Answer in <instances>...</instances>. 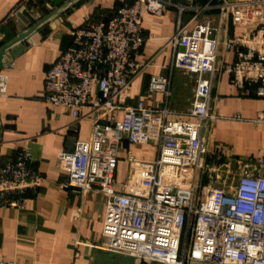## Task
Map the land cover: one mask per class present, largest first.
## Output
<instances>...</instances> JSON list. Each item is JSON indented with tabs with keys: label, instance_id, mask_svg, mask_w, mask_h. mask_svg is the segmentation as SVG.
Returning a JSON list of instances; mask_svg holds the SVG:
<instances>
[{
	"label": "built area",
	"instance_id": "1",
	"mask_svg": "<svg viewBox=\"0 0 264 264\" xmlns=\"http://www.w3.org/2000/svg\"><path fill=\"white\" fill-rule=\"evenodd\" d=\"M184 1L124 2L112 16L88 20L72 30L71 45L46 73L43 100L77 121L86 108L102 114L92 124L89 141L76 142L72 152L58 156L66 174L61 188L81 197L96 190L108 198L99 246L105 252L144 264H264V156L255 166L242 167L234 179L229 171L226 178L215 175L205 181L200 177L206 171L203 130L217 119L210 111L214 74L222 71L241 92L253 89L257 98L264 99V22L224 42L225 51L236 49L237 55L232 64L221 68L217 67L220 29L209 20L189 28L204 10L215 8L227 14L239 6L264 8V0L241 4L211 0L201 7L193 0ZM168 7L179 14L168 42L173 47L170 73L152 77L149 89L169 98L175 71L191 79L187 120H172L168 102L150 108L141 101L127 109L122 120L106 122L143 68L139 62L146 43L143 17H161ZM186 11L195 16L183 24ZM13 67L8 63L0 70V96L7 93L5 70ZM154 136L158 157L151 166L150 182L138 194L116 193L119 149L125 142L150 143ZM129 161L136 160L130 157ZM189 168L193 182L185 188L184 172ZM42 181L27 148L11 160L0 161V210L24 209ZM0 264L16 262L0 260Z\"/></svg>",
	"mask_w": 264,
	"mask_h": 264
},
{
	"label": "crops",
	"instance_id": "2",
	"mask_svg": "<svg viewBox=\"0 0 264 264\" xmlns=\"http://www.w3.org/2000/svg\"><path fill=\"white\" fill-rule=\"evenodd\" d=\"M223 1L241 4L246 0ZM51 2L0 0V48L28 30L20 15L33 25L55 10ZM124 2L134 0H85L32 33L19 56L5 58L4 64L13 63L14 67L5 70L7 93L0 96V161L11 160L27 148L43 181L38 192L28 196L24 209L0 210V260H13L16 264L120 263V255L99 248L108 198L96 190L84 197L63 190L66 174L58 163L62 152H72L76 142L90 140L92 124L102 111L86 108L82 120L77 121L68 111L45 103L43 92L46 73L71 45L72 30L88 20L112 16ZM210 2L193 0V5L201 7ZM194 16L193 11L184 12L182 23H189ZM178 20L175 7L166 8L161 17H143L146 43L139 58L143 68L116 102L119 109L106 116V122L122 120L126 110L141 101L150 108L163 107L168 102L172 120H187L184 114L193 95L191 79L175 71L169 98L149 89L152 77L170 73L173 47L168 42L176 32ZM205 20L220 29L217 67L221 68L232 64L237 55L236 49L225 51L224 42L264 22V8L239 6L227 14L215 8L204 10L189 28ZM210 111L217 119L203 130L207 155L201 179L206 181L215 175L226 178L233 168L239 173L244 166H255L264 156V121H259L264 116V99L257 98L253 89L241 92L220 71L212 79ZM130 157L136 161H129ZM157 157L156 136L147 144L125 142L118 152L114 191L129 195L142 192L152 178L151 166Z\"/></svg>",
	"mask_w": 264,
	"mask_h": 264
},
{
	"label": "water",
	"instance_id": "3",
	"mask_svg": "<svg viewBox=\"0 0 264 264\" xmlns=\"http://www.w3.org/2000/svg\"><path fill=\"white\" fill-rule=\"evenodd\" d=\"M84 1L85 0H52L51 3L55 7V10L50 12L47 16L33 25L30 24V22L26 20L24 16L20 15L22 20L27 24V26H29V28L26 32L19 34L15 39L11 40L0 48V70L4 66V61L7 56H19L24 51L23 43L30 37L32 33H34L43 24L47 23L51 19L66 14L68 11L72 10Z\"/></svg>",
	"mask_w": 264,
	"mask_h": 264
},
{
	"label": "rangeland",
	"instance_id": "4",
	"mask_svg": "<svg viewBox=\"0 0 264 264\" xmlns=\"http://www.w3.org/2000/svg\"><path fill=\"white\" fill-rule=\"evenodd\" d=\"M233 170L234 171L231 173V177H230L231 179L236 178L237 175L239 174V173H236L235 168H233ZM184 178L186 179L184 187L185 188H190L191 184L193 182V170L191 168L185 170ZM120 258L121 259H120V263L119 264H144V263L140 262L139 260H137L135 258L124 257V256H121ZM153 264H155V263H153Z\"/></svg>",
	"mask_w": 264,
	"mask_h": 264
}]
</instances>
